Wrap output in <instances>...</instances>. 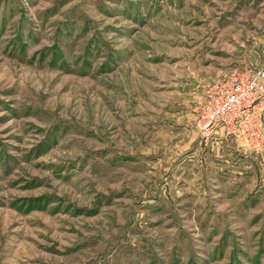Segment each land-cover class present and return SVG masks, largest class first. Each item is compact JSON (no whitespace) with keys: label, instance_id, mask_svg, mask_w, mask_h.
Masks as SVG:
<instances>
[{"label":"rangeland","instance_id":"374dc122","mask_svg":"<svg viewBox=\"0 0 264 264\" xmlns=\"http://www.w3.org/2000/svg\"><path fill=\"white\" fill-rule=\"evenodd\" d=\"M263 66L264 0H0V264H264V145L195 127Z\"/></svg>","mask_w":264,"mask_h":264},{"label":"built area","instance_id":"2783aa9c","mask_svg":"<svg viewBox=\"0 0 264 264\" xmlns=\"http://www.w3.org/2000/svg\"><path fill=\"white\" fill-rule=\"evenodd\" d=\"M263 114L264 66L246 67L205 86L204 104L197 112L195 127L205 142L222 128L226 135H236L243 147L257 151L264 145ZM236 120L254 131L255 145L232 128L230 122Z\"/></svg>","mask_w":264,"mask_h":264},{"label":"crops","instance_id":"0c3cea01","mask_svg":"<svg viewBox=\"0 0 264 264\" xmlns=\"http://www.w3.org/2000/svg\"><path fill=\"white\" fill-rule=\"evenodd\" d=\"M217 134H218V133H217ZM218 137H219V136H218ZM215 138H217V137H215ZM215 138H214V139H215ZM219 138H221V137H219ZM221 140H223V141H224V139H222V138H221ZM221 142H222V141H221Z\"/></svg>","mask_w":264,"mask_h":264}]
</instances>
